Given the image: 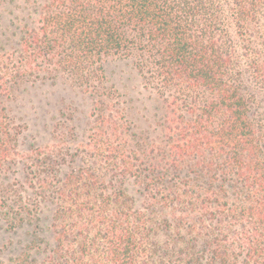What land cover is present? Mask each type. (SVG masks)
I'll list each match as a JSON object with an SVG mask.
<instances>
[{
  "label": "trees",
  "instance_id": "obj_1",
  "mask_svg": "<svg viewBox=\"0 0 264 264\" xmlns=\"http://www.w3.org/2000/svg\"><path fill=\"white\" fill-rule=\"evenodd\" d=\"M263 9L264 0L40 7L0 67V95L39 73L98 84L105 59H129L164 97V149L155 151L160 165L147 163L97 101L88 164L61 174L51 149L26 156L25 182H0V221L36 224L49 203L53 245L37 262L30 248L44 250L34 236L17 264H264ZM18 155L0 119V169ZM126 176L145 197L141 209L113 182Z\"/></svg>",
  "mask_w": 264,
  "mask_h": 264
},
{
  "label": "rangeland",
  "instance_id": "obj_2",
  "mask_svg": "<svg viewBox=\"0 0 264 264\" xmlns=\"http://www.w3.org/2000/svg\"><path fill=\"white\" fill-rule=\"evenodd\" d=\"M47 1L0 0V67L9 64L6 59L17 50L21 28L37 20L40 7ZM260 23L264 28V16ZM42 75L35 74L20 81L0 95V119L7 122L14 148L19 153L0 169L2 185L25 182L28 172L25 167L30 164L26 156L36 149H51L50 161L59 163L61 174L88 164L86 151L95 125L97 101L112 110L110 118L119 124V130L133 135L123 136L125 146L135 150L147 163L160 165L161 154L155 151L164 149L166 103L156 90L144 86L133 61L118 57L105 59L103 78L98 84L91 81L88 89L74 84L66 75L60 74L52 80L42 79ZM113 182L123 190L134 208L143 207L145 197L132 177H117ZM26 189H22L25 196L34 194ZM39 209L40 219L36 224L9 229L0 221V264H17L20 254L34 242V236L44 250L30 248L37 262L41 261L46 249L51 248L54 208L42 202ZM158 239L162 240L161 235Z\"/></svg>",
  "mask_w": 264,
  "mask_h": 264
}]
</instances>
